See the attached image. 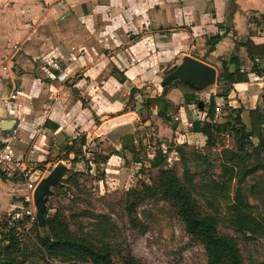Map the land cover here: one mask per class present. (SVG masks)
Instances as JSON below:
<instances>
[{"label":"crops","instance_id":"crops-1","mask_svg":"<svg viewBox=\"0 0 264 264\" xmlns=\"http://www.w3.org/2000/svg\"><path fill=\"white\" fill-rule=\"evenodd\" d=\"M142 29L146 33L140 36ZM218 33L225 35L208 52L210 37ZM246 39L264 43V0H0L1 133L16 134L15 154L42 178L46 173L37 166L63 160L51 163L50 157L63 153L71 138L100 137L105 126L111 131L127 117L126 108L108 114L97 108L104 101L127 106L117 92L135 95L129 84L139 91L142 81L129 56L140 53L141 43H174L169 58H178L174 67L192 55L219 68L233 53L249 66L246 48L238 44ZM250 74L263 88L264 80ZM251 82L234 83L227 98L242 97ZM115 158L123 157L113 154L107 163ZM22 181L21 174L0 175L6 196L0 213L19 204Z\"/></svg>","mask_w":264,"mask_h":264},{"label":"trees","instance_id":"trees-1","mask_svg":"<svg viewBox=\"0 0 264 264\" xmlns=\"http://www.w3.org/2000/svg\"><path fill=\"white\" fill-rule=\"evenodd\" d=\"M224 35L218 33L210 37L208 52L215 49ZM238 44L246 48L249 66H245L243 56L237 53L221 59L222 69L225 70L217 79L221 90L210 95L206 119L192 122L191 130L206 137L205 149L188 148L185 142L177 144L174 150L178 157L171 166L168 152L172 147L162 145L150 158V166L159 171L156 179L145 182L141 189L127 190L122 200L128 225L142 234L148 231L149 226L139 215V205L149 199L167 201L191 240L204 247L208 264H247L237 238L221 231L220 225L248 237L260 235L264 238V214L257 216L253 213L255 205L249 198L252 196L255 199L258 194L254 186L246 185L247 180L264 171V110L259 106L250 108V127L243 121L242 106L231 107L224 121L215 119L217 96L226 99L234 89V83L249 81L250 73L259 77L263 75L257 59L264 58V43L246 39L238 41ZM229 65H234V69L231 70ZM136 91L138 88H132L131 95ZM183 98L187 105L196 103L200 110L205 109L206 102L203 101L202 108L201 99L194 92L185 93ZM143 105L148 110L157 107L158 115L170 120L168 113L173 104L162 95L147 98ZM225 133H232L235 146H223L219 152L213 150L222 143L220 137ZM134 140V134L123 136L122 149L135 157V148L125 144ZM86 144L85 134L71 138L70 143L64 146V154L57 155L58 160L77 162ZM70 153L74 157L70 158ZM113 154L126 159L121 150L112 148L108 153L102 150L93 152L92 163H105ZM62 182L58 189L63 188L64 183L77 189L83 187L76 173L63 178ZM80 216L87 217V220H81ZM35 224L38 225L37 221ZM115 231L112 218L106 214L88 211L67 214L66 209L59 206L53 214L47 215L46 232L37 233L36 239L45 264H145L125 242L114 241ZM22 239L7 226L5 220L0 229V264H25L28 254Z\"/></svg>","mask_w":264,"mask_h":264},{"label":"rangeland","instance_id":"rangeland-1","mask_svg":"<svg viewBox=\"0 0 264 264\" xmlns=\"http://www.w3.org/2000/svg\"><path fill=\"white\" fill-rule=\"evenodd\" d=\"M145 31L146 29H142L138 33L141 36L146 33ZM173 44L168 41L164 44L154 43V41H150L148 44L146 42L144 44L141 43L139 45L140 53L136 51L137 53L133 58L129 56V65L135 66L133 71L142 81L139 91H136L135 95L130 98L127 90L123 89L117 92V98L125 100L128 103L127 106L121 103L118 104V102L116 105L111 106L109 102L104 101L97 108L102 113L118 108L121 110L126 108L128 110L127 115H125L127 117L113 124L112 128L133 123L130 133L134 134L135 140L130 144L128 142L125 144L135 148V157L133 153L122 149V144H124L122 135L119 140L111 139L108 137L110 133L109 127L105 126L102 136L87 138L84 153L78 157L77 162L73 163L67 159L60 160L68 166V172L65 177L76 173L78 181L83 187L77 189L67 183H64L61 189H58L57 186L54 187V192L47 202V215L53 214L56 207L59 206L66 209L67 214L88 211L95 214L108 215L112 218L115 225L114 241L125 242L133 254L145 264H208L204 247L191 240L182 221L167 201L149 199L139 205V215L149 226L148 231L144 234L128 225L122 204L127 190L131 188L141 189L145 182H151L156 179L159 171L157 168L150 166V158L151 154L155 153L162 145L167 148L172 147V150L168 152L171 166L178 157L174 150L177 144L185 142L189 145L188 148H195L198 151L205 149L206 137L203 134L193 133L191 130L192 122L197 119H206V115H203V112L208 110L209 97L211 94H217L221 88L217 83H214L207 85L203 89L196 90L182 83L165 90L162 85L163 78L166 73L174 68V64L178 59H169L172 55L171 48ZM144 45L147 47L146 50ZM149 47L154 52L152 55L148 53L147 49ZM70 56L73 57L72 53ZM228 57L226 56L225 58ZM62 62L59 63L64 64ZM105 62L108 66H111L108 59H105ZM57 66L59 69L63 68V65L58 64ZM121 67L124 70L127 69L125 63H122ZM229 68L233 70L234 65H229ZM261 79L264 78L261 77ZM249 81L252 82L246 89L248 92H245L240 98H238V94L235 97L226 99L222 96L216 97V100L218 99L222 103L223 109L215 119L224 121L231 107L242 106L241 115L243 121L250 127V108L259 106L264 110V87H257V80L251 74H249ZM245 86L243 85V87ZM132 88L130 84L127 87L129 91ZM187 92H194L198 99L206 102L205 109L200 110L196 103L189 105L184 103L183 95ZM236 92L235 90L233 95ZM159 94L173 104L172 110L168 113L170 120L159 116L157 107L154 106L148 110L143 105L147 98ZM121 117L119 116L118 118ZM220 139L222 143L220 142L213 150L219 152L223 146H235L232 133H225ZM254 140L257 142L256 138ZM112 148L121 150L125 154L126 159L115 158L110 163L105 162L98 165L92 163L93 152L102 150L108 153ZM63 154L64 152L61 153V155ZM69 156L72 158L74 154L70 153ZM57 159V155L50 157L51 163ZM37 167L45 171L47 175L54 165ZM246 185L254 186L258 197L254 199L249 196V198L255 205L253 213L257 216H262L264 214V171L259 172L254 179L247 180ZM5 200L6 196L0 189V202L4 203ZM6 216L7 212L0 213V229L6 220ZM80 219L86 221L87 217L80 216ZM86 228H89V226H86ZM219 229L237 238L247 264H264L263 236L253 235L248 237L244 234L236 233L226 225H220ZM45 232L46 228L35 224L29 234L22 236L24 239L21 242L25 247V252L28 254V260L25 264H45L42 259L41 248L36 239L37 233L43 234Z\"/></svg>","mask_w":264,"mask_h":264},{"label":"water","instance_id":"water-1","mask_svg":"<svg viewBox=\"0 0 264 264\" xmlns=\"http://www.w3.org/2000/svg\"><path fill=\"white\" fill-rule=\"evenodd\" d=\"M224 73L225 70L222 69L221 63L220 67L216 68L214 65L192 55H185L179 64L165 74L162 85L167 90L183 83L193 89L200 90L209 84L216 83L218 76ZM203 103V100H201L202 108L204 106ZM9 121L12 122V120ZM130 128V124L117 126L110 131L108 137L119 140V137L128 133ZM67 172V164L63 161H58L47 175L40 178L34 190L36 219L38 224L44 228H47L48 199L54 192L53 188L63 183L62 180Z\"/></svg>","mask_w":264,"mask_h":264},{"label":"built area","instance_id":"built-area-1","mask_svg":"<svg viewBox=\"0 0 264 264\" xmlns=\"http://www.w3.org/2000/svg\"><path fill=\"white\" fill-rule=\"evenodd\" d=\"M15 47L17 46L15 45ZM257 63L263 72L261 77L264 78V58H258ZM61 77L63 78V75ZM222 109V103L217 99L215 102L216 117L219 116ZM203 113V115H206V112ZM14 138H16L15 133L3 136L0 128V175L8 179L15 177L17 174H21L23 177L18 194L19 204L7 213L6 224L9 228L15 230L17 236L22 237L30 233L37 221L34 190L40 180V175L34 170V166L25 164L23 159L15 154L12 143V139ZM151 155L152 158L155 153L153 152Z\"/></svg>","mask_w":264,"mask_h":264}]
</instances>
